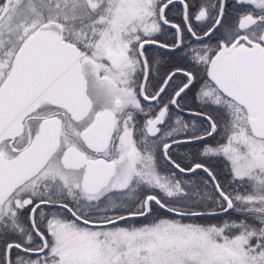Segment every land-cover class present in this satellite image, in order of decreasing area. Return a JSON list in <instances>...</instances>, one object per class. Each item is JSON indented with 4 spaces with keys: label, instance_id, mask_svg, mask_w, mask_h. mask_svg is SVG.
<instances>
[{
    "label": "snow or ice",
    "instance_id": "1",
    "mask_svg": "<svg viewBox=\"0 0 264 264\" xmlns=\"http://www.w3.org/2000/svg\"><path fill=\"white\" fill-rule=\"evenodd\" d=\"M0 264H264V0H0Z\"/></svg>",
    "mask_w": 264,
    "mask_h": 264
},
{
    "label": "trees",
    "instance_id": "2",
    "mask_svg": "<svg viewBox=\"0 0 264 264\" xmlns=\"http://www.w3.org/2000/svg\"><path fill=\"white\" fill-rule=\"evenodd\" d=\"M186 118H188V119H193V118H190V117H186ZM191 151H192V149L185 147V148H181V149L179 150V154L184 155V154H188V153H190ZM213 166H216V165H215V161H213Z\"/></svg>",
    "mask_w": 264,
    "mask_h": 264
}]
</instances>
